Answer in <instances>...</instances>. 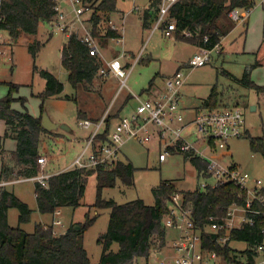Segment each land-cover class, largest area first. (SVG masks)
<instances>
[{
	"label": "trees",
	"instance_id": "16d2710c",
	"mask_svg": "<svg viewBox=\"0 0 264 264\" xmlns=\"http://www.w3.org/2000/svg\"><path fill=\"white\" fill-rule=\"evenodd\" d=\"M93 7L90 20L92 33L106 40L117 37L119 33L110 26H103V22L110 21L111 15L118 10L119 0H87ZM157 0H153L150 8L144 10L143 26L148 28L155 16L153 7ZM54 0H3L1 3V25L9 30L16 39L21 33L36 34L42 21L54 19ZM255 0H177L171 8V16L176 21V37L197 46L214 47L221 42L234 27L235 21L229 15L235 8L252 9ZM207 37V41H205ZM42 42L34 39L29 49L34 58V69L38 70L45 79L46 85L37 96L41 100V113L35 115L26 106L27 96H15L13 90L19 84L9 81L10 91L0 97V118L4 119L7 128L0 136V154L2 166L0 182L11 180L14 177L33 176L39 172L38 158L42 151L41 136L50 133L43 126L42 115L45 112V101L50 97H60L64 92V82L52 71L39 67L35 61ZM140 59V58H139ZM62 64L68 70V78L73 88L78 91L82 88L91 89L94 78L102 68V59L99 55H92L89 47L75 34L68 36L62 49ZM251 70H246L240 81L259 92L264 86L253 82ZM155 77L150 80L149 88L153 86ZM145 91V90H144ZM66 98L73 97L63 94ZM131 97V95H129ZM76 102L78 99L75 98ZM20 101L23 109L13 106ZM220 95L217 89L212 88L209 96L203 101L202 107H219ZM122 109V108H121ZM86 113L78 109V118L87 119ZM91 119V118H89ZM93 120V119H92ZM99 121V119L93 120ZM106 128L98 133L93 146L99 150L109 142L111 133V115L105 118ZM249 144L253 152L261 153L264 157V134L252 135L246 131ZM7 137L16 139L17 146L11 152L13 164L4 159L6 151L2 140ZM173 151H177L173 149ZM185 159H191L194 166L204 169L206 163L191 153L184 154ZM18 168V172H16ZM137 167L126 157H119L113 164H98L91 167H73L60 171L48 179V186L35 182V194L38 210L41 213H55L64 206L78 207L81 205L86 190L88 177L96 174L97 196L93 206L109 208L108 228L103 232L98 242L102 246V253L98 263H94L84 244L85 231L94 223L96 216L86 213L84 222H78L80 229L71 224L64 232H57L55 225L37 223L33 232H28L20 225L30 221L33 209L29 203L22 200L13 190L0 185V264H129L140 255H149L150 249L155 248L153 238H159V246L166 242L167 230L163 225V218L169 211V203L174 192H182L185 204H192L195 210L197 223L204 227L212 214H224L229 204L234 201L245 203L247 192L231 182L219 183L208 191L181 190L172 180H161L153 188L156 201L148 204L143 198H136L119 203L113 198L102 196L105 187H113L117 180L124 185L135 183ZM16 175V176H15ZM16 207L19 210V226L9 223V209ZM253 224L232 231V238L247 240L253 246L260 243L264 234V219L255 216ZM208 243L205 247L216 250L232 261L231 252L235 248L221 244L216 239V233L203 231ZM114 242L119 243V249L114 250ZM254 250H249L251 260H254Z\"/></svg>",
	"mask_w": 264,
	"mask_h": 264
},
{
	"label": "rangeland",
	"instance_id": "374dc122",
	"mask_svg": "<svg viewBox=\"0 0 264 264\" xmlns=\"http://www.w3.org/2000/svg\"><path fill=\"white\" fill-rule=\"evenodd\" d=\"M135 1L142 6H134ZM149 1H118L119 9L112 13L111 20L120 28L119 32L124 39L122 42H117V38L113 37L107 40L97 37L103 55L100 54L102 64H105L104 67L107 71L109 70L106 67L108 66L106 60L117 53L116 51H121L124 48L135 52L137 55L135 67L128 78L127 86L124 88H122L121 81H118L109 72L107 74L99 73L95 83L91 85V89L80 88L76 91L69 81L68 70L61 63L60 47L67 41L69 29L63 32L53 31L49 21H42L36 34L23 32L19 38L10 37L11 40L12 38L14 40L13 45L0 46V97L9 93V81L16 82L19 87L12 91L13 94L27 96L26 104L29 111L34 114L41 113V100L37 94L45 88V80L39 71L34 69V58L29 49L31 40L37 39L42 42V47L35 63L39 67L52 71L64 82V91L71 95L73 93V97L67 103L52 105L45 102V108L48 107L47 109L54 115L64 113L68 118V123L85 135H89L94 126L82 128L81 121H78V109L81 108L87 114L86 117L93 120H100L104 116L111 115L112 130L122 114L133 111L138 105L137 99L132 97L134 94L147 97L148 95L145 94L144 90L149 88L150 80L153 77L159 78L178 66L184 65L195 49L198 48L194 43L177 39L176 33L174 36L168 37L158 29L151 36L149 29L141 24L139 17L144 15V6L148 5ZM132 6L134 12L130 11ZM122 8L126 10L124 23L122 17L124 18L125 11L121 13ZM242 10L243 8H238L239 12ZM121 15L123 16L121 17ZM249 15V18L247 16L244 20H234L235 27L225 37L223 36L224 44L222 37L221 43L224 46L212 52L210 62L186 69L189 71V76L183 92L185 94L184 100L190 104L193 101L201 102L204 97L207 98L212 88L215 87L220 95V107L239 105L243 110L246 124L251 130L249 133L263 135L264 91L259 92L253 87L246 86L240 79L248 69L251 70L250 77L253 82L264 86V0H255V5ZM87 21L88 17L85 16V25L91 29V24ZM103 26H110V21L103 22ZM84 31L81 27L80 33H84ZM103 46L107 48L103 49ZM138 57H140L139 60ZM134 61L135 58L132 59V62ZM104 82L106 84L102 88ZM129 92L132 93L131 97H129ZM102 93L104 95L103 101L100 99ZM51 98L54 97L48 99ZM75 98L78 99V102ZM16 103V107L23 109L20 101ZM52 134L56 136L59 133L42 134L40 142L41 145L45 143L49 149L47 152H42L41 156L47 157L44 170L49 172L50 176L65 169L73 168L69 165L60 170L65 165L70 164L77 153L86 148L88 142L87 138L86 142L73 143L75 147L70 148L68 141L60 144L56 143L55 139L54 141L51 140L48 136ZM4 141V147L7 149L15 144V140L10 137L5 138ZM122 147L120 156L128 158L137 167L135 183L128 186L118 179L115 186L103 189L102 196L104 198H113L119 203H124L140 197L148 204H154L156 198L153 188L161 180H172L181 190L194 188L198 182L197 171L193 163L185 159L183 153L168 154L164 161H160L159 154L164 149L158 141L141 144L129 139ZM230 147L233 156L229 159L240 163L255 177L264 180V157L261 153L252 151L247 135L230 140ZM3 156L10 164L15 161L7 151L4 152ZM41 168L42 166L39 164V169L41 170ZM16 172H18V168H16ZM17 178L19 177H14L10 181ZM36 181L35 179L14 181L4 185L11 190H17L21 195L19 197L28 202L33 209L30 221L20 226L28 232H33L37 223H53L57 232H64L71 224L77 225L78 222H84L86 213L89 211L90 216H96V219L85 231L84 244L92 262L98 263L102 253V246L98 242V238L108 228L110 209L93 206L97 196L96 174H91L88 177L81 205L78 207L64 206L60 208V214L58 212L44 214L38 210L34 188ZM18 217L19 210L16 207H11L9 209L11 226H19ZM59 219L61 224L56 223V220ZM172 236L173 231L167 230L166 242L163 246H159V238H153L155 248L150 249L149 255H140L129 264H159L160 260L174 255ZM233 246L243 250L246 244L233 242ZM112 247L114 250L119 249V243L114 242Z\"/></svg>",
	"mask_w": 264,
	"mask_h": 264
},
{
	"label": "built area",
	"instance_id": "2783aa9c",
	"mask_svg": "<svg viewBox=\"0 0 264 264\" xmlns=\"http://www.w3.org/2000/svg\"><path fill=\"white\" fill-rule=\"evenodd\" d=\"M0 0V43L9 42L12 35L9 30L2 27ZM54 19L49 21L53 31L63 32L69 29L68 35L75 33L88 47L92 55L100 56V43L92 33L90 20L93 7L87 0H54ZM153 0L144 9H149ZM177 0H157L153 7L155 16L148 29L150 35L160 29L168 37L176 32V21L171 16V8ZM65 4V5H64ZM137 7V6H136ZM135 7V8H136ZM250 9L238 11L232 9L229 13L232 19L244 20L250 14ZM85 16L91 24V29L85 25ZM84 33H80V28ZM110 27L119 35L117 42H122L120 28L110 20ZM152 36V35H151ZM205 37V41H207ZM220 43L212 48L198 46L197 51L189 58L188 62L177 68L172 74L164 77L162 87L153 94L142 97L134 94L138 101L136 108L126 114H122L119 121L111 130L109 142L99 150L93 146V141L98 133L106 128L104 116L99 121L92 119L81 120L84 128H91L86 148L72 161L73 167H91L98 164H113L121 154V148L129 139L141 144H149L158 141L164 151L159 154L160 161H164L168 154L191 153L198 156L206 163L204 169L194 166L197 171V184L190 190L199 189L208 191L219 183L231 182L240 186L247 192L245 203L232 202L227 206L224 214H212L204 227L200 226L195 217L192 204H185L182 192H174L169 203V211L163 218L166 230H172V247L175 252L167 259L160 260L159 264H264V238L251 246L247 240L232 238V231L243 228L247 224L256 221L255 216L260 215L264 219V180L255 177L245 167L234 162L229 157L233 156L230 140L246 135L245 117L239 105L222 107H202L201 104H186L183 88L189 76L188 68H195L210 62L212 52L218 50ZM140 57H138L139 60ZM132 69V68H131ZM123 64L119 56L113 57L108 62V70L101 68L102 74L109 72L115 74L122 83V88L127 85V79L131 72ZM191 127V128H190ZM190 128V129H189ZM176 149L177 151H173ZM191 161V159L188 158ZM38 163L42 168L34 176L19 177L13 181H1L0 185L13 183L14 181H26L35 179L43 186H48L49 172H45L44 166L47 157L40 156ZM60 214V211H57ZM61 224V220H56ZM216 233V239L221 244L233 248V242H243L246 247L243 250L235 248L231 252L232 261H228L225 255L216 250L207 249L204 245L208 240L203 231ZM264 234V228L262 230ZM249 250H254V260L249 255Z\"/></svg>",
	"mask_w": 264,
	"mask_h": 264
},
{
	"label": "crops",
	"instance_id": "0c3cea01",
	"mask_svg": "<svg viewBox=\"0 0 264 264\" xmlns=\"http://www.w3.org/2000/svg\"><path fill=\"white\" fill-rule=\"evenodd\" d=\"M149 4V3H148ZM134 6L135 5H138V6H142L141 4H139L138 2H134V4H133ZM118 7H119V5H118ZM147 7V5L146 6H144V8H146ZM119 9V8H118ZM145 10V9H144ZM123 11H125V16H124V18L122 17L123 15H121V17H122V22L124 23V20H125V17H126V10L124 9V8H122V11H120L121 13H123ZM131 12H134L133 11V6H132V9L130 10ZM251 12V11H250ZM119 13V12H118ZM139 15V14H138ZM250 16V15H249ZM249 16H248V18H249ZM113 17V16H112ZM140 17V19H141V24H143V19H142V17H143V15H141V16H139ZM247 18V19H248ZM13 37V36H12ZM225 37V36H224ZM224 37H223V40H222V43L224 44ZM14 38V37H13ZM13 38H12V40H10L9 42H4V43H0V46L2 45V46H5V44H7V45H13L14 44V40H13ZM19 38V37H18ZM68 40V39H67ZM31 41H33V40H31ZM65 42H67V41H65ZM64 42V43H65ZM64 43L61 45V47H60V54H61V59H62V49H63V45H64ZM222 43L220 42V47L222 48V46H224V45H222ZM105 48H107V47H104L103 46V49H105ZM225 49V48H224ZM197 51V49H195V51L191 54V56L195 53ZM117 53H115L114 55H112V56H110V58H108L107 60H106V64L108 65V62L113 58V57H115V56H119L120 57V59L122 60V62H123V64L125 65V67L126 68H128V69H131V72H132V70L134 69V67H135V62H136V60H137V55L135 54V52H132V51H129V50H126V49H124V48H122V50L120 51H116ZM100 54H101V56H103L102 55V52H101V47H100ZM190 56V57H191ZM189 57V58H190ZM104 58V57H103ZM133 58H135V61L134 62H132V59ZM128 59H129V61H128ZM186 62V61H185ZM61 63H62V60H61ZM63 65V64H62ZM104 65L105 64H102V68H104ZM106 67H108V66H106ZM177 68H179V66L177 67ZM177 68H175V69H173V70H171L169 73H165V74H163V75H161L159 78H156L155 80H154V83H153V86H151L150 87V89H145V94H147L148 96L149 95H151V94H153L154 92H156V91H158L161 87H162V85H163V83H164V77L165 76H167V75H169V74H172ZM131 72H130V74H131ZM99 73H101V72H99ZM69 74V73H68ZM102 74V73H101ZM110 74H113V73H110ZM130 74H129V76H130ZM113 76L114 77H116L117 79H118V81H120V79L115 75V74H113ZM129 78V77H128ZM95 79H96V77L94 78V81H93V83H95ZM45 80V79H44ZM61 80V79H60ZM62 81V80H61ZM127 82H128V79H127ZM106 84V82H104L103 83V85H102V88H104V85ZM45 85H46V82H45ZM127 86V85H126ZM185 87V86H184ZM44 90V89H43ZM42 90V91H43ZM183 90H184V88H183ZM41 92V91H40ZM102 92H103V90H102ZM130 93V95H132V93L131 92H129ZM63 94H70V93H67V92H63L62 93V96H60V97H54V98H51V99H48V100H46L45 102H46V104H49V103H51L52 105H57V104H64V103H67V101L70 99V98H66V97H64L63 96ZM71 95V94H70ZM15 96H21L20 94L19 95H15ZM100 99H102V101H103V99H104V95H103V93H102V96H101V98ZM204 99H206V97H204L203 98V100ZM202 100V101H203ZM202 101L201 102H192V103H190V105L191 104H201L202 103ZM17 102V101H16ZM16 102H14V104H13V106L15 107V108H17V109H20V110H22V108H18V107H16V105H17V103ZM186 104H187V102H186ZM188 105V104H187ZM26 106H27V104H26ZM28 107V106H27ZM48 108V107H47ZM46 108V112H48V115L50 116V119L53 121V122H59V123H67L69 126H70V130H65V129H63V128H56V129H53V130H50V133H59L58 135H49L48 137H50V139L51 140H53L54 141V139H55V142L56 143H64V142H66V141H68L69 143H70V148H74L75 147V145L73 144V143H76V142H86V140H87V138L89 137V135H85L84 133L83 134H81V132H80V130H76V128L75 127H73L72 125H70V123H68V118L66 117V115L64 114V113H57V115H54V113H51L50 112V110L49 109H47ZM34 114V113H33ZM35 115H40V113L39 114H35ZM78 121H81V119L79 120V118H78ZM245 126H246V131H249L250 133H251V130H250V128H249V126H247V124H246V122H245ZM6 128H7V124H6V122H5V120L4 119H2V118H0V136L1 135H3L4 133H5V130H6ZM83 128V127H82ZM60 129V130H59ZM83 129H85V128H83ZM60 131V132H59ZM85 132V131H84ZM11 138V137H10ZM14 139V138H13ZM5 140V139H4ZM4 140H2V144H3V146H4ZM15 140V144L12 146V147H10V148H6V147H4L5 148V150L8 152V153H10L11 154V152L13 151V150H15V148H16V146H17V141H16V139H14ZM40 148H41V151L42 152H47L49 149L47 148V145L45 144V143H43V145H41L40 146ZM123 148V147H122ZM123 150V149H122ZM80 153V151L77 153V155ZM1 155V162H0V170H1V166H2V154H0ZM77 155H76V157H77ZM75 157V158H76ZM74 158V159H75ZM73 159V160H74ZM72 160V161H73ZM72 161H71V163L70 164H67V165H65L63 168H59L60 170H63V169H65L67 166H69V165H71L72 164ZM234 162H236V161H234ZM237 163V162H236ZM237 164H239V165H241L240 163H237ZM241 166H243V165H241ZM244 167V166H243ZM46 168V167H45ZM9 188V187H8ZM18 196H20L21 197V195H20V193L17 191V190H13ZM36 195V194H35Z\"/></svg>",
	"mask_w": 264,
	"mask_h": 264
},
{
	"label": "water",
	"instance_id": "95a60500",
	"mask_svg": "<svg viewBox=\"0 0 264 264\" xmlns=\"http://www.w3.org/2000/svg\"><path fill=\"white\" fill-rule=\"evenodd\" d=\"M42 122H43V126L48 129V130H53L56 128H63L65 130H70V126L67 123H59V122H53L50 119V116L48 115V112H44L42 115ZM76 229H80V225H75Z\"/></svg>",
	"mask_w": 264,
	"mask_h": 264
}]
</instances>
